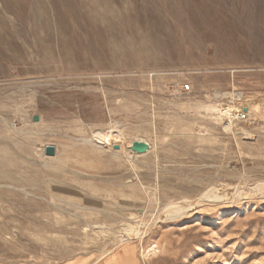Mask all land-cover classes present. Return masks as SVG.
I'll list each match as a JSON object with an SVG mask.
<instances>
[{
  "label": "rangeland",
  "instance_id": "374dc122",
  "mask_svg": "<svg viewBox=\"0 0 264 264\" xmlns=\"http://www.w3.org/2000/svg\"><path fill=\"white\" fill-rule=\"evenodd\" d=\"M27 8L74 12V23L19 40L29 55L8 50L16 59L2 62L0 155L12 163L0 166V223L28 257L18 264H264V0ZM245 102L258 108L224 131L218 111L246 113ZM116 125L124 149L96 142L95 130ZM136 138L146 152L129 149ZM139 212L141 239L120 248ZM149 244L158 247L147 257ZM62 249L74 252L52 262Z\"/></svg>",
  "mask_w": 264,
  "mask_h": 264
},
{
  "label": "bare ground",
  "instance_id": "6f19581e",
  "mask_svg": "<svg viewBox=\"0 0 264 264\" xmlns=\"http://www.w3.org/2000/svg\"><path fill=\"white\" fill-rule=\"evenodd\" d=\"M53 1V0H52ZM4 11L5 12H1L0 11V72L2 71V62H8L9 60H14L16 59L15 56L12 55H7L5 53L11 51V52H16L17 54H20L21 56H24V58H26L29 54H27V51L24 48H21L20 45L18 44L19 40H22L23 43H28L29 44V35L35 34L36 32H42L44 33L46 36H49L51 33L56 32L55 30H59L61 32H67L69 29H73L72 22L74 19V12H47L46 10L41 11V9H37L35 10V12H28V6L33 5V6H39L41 3V0H0ZM52 4L55 5V2ZM111 17V16H110ZM109 17V18H110ZM113 22V21H112ZM192 22V21H191ZM190 22V23H191ZM74 23V22H73ZM111 23V22H110ZM115 28V26H114ZM119 29V28H118ZM219 29V28H218ZM120 30V29H119ZM223 31V30H222ZM235 32V31H232ZM120 33V32H119ZM122 33V32H121ZM226 33V32H225ZM236 33V32H235ZM60 35V34H59ZM62 42H64V37L60 36ZM129 37V36H128ZM98 48V47H97ZM38 49V48H37ZM196 49V48H195ZM9 50V51H8ZM77 50V49H76ZM99 50V49H98ZM62 53L66 52L65 48L62 47L61 49ZM33 54V53H32ZM127 54V53H125ZM172 57V56H171ZM193 58V57H191ZM28 59V58H27ZM40 66V65H39ZM42 67V66H41ZM235 71V70H234ZM49 75V74H48ZM26 87V86H25ZM27 88V87H26ZM233 90V89H232ZM220 93V92H219ZM223 93V92H222ZM225 93V92H224ZM232 93V92H231ZM214 94V93H213ZM229 94V93H228ZM218 96V95H217ZM234 96V95H233ZM240 94L238 93V95L234 98H240ZM227 97V96H226ZM233 98V100H234ZM232 101V100H231ZM230 101V102H231ZM250 101V100H249ZM233 104V103H232ZM246 104V113L241 109V108H237L235 105H230L228 104V106L225 109H221L218 111V114L215 116L217 118V120L220 121L221 126L223 128L224 131L226 132H234L236 129L235 127L237 126V122L242 118V116L246 115V114H250L252 111L254 112V110L256 109V105L252 104L250 102H245ZM261 105V104H260ZM242 107V106H241ZM244 107V106H243ZM258 108V107H257ZM244 109V108H243ZM204 110V108H203ZM252 112V113H253ZM205 113V112H204ZM203 113V114H204ZM259 115V113H258ZM206 117V116H205ZM208 117V116H207ZM212 118V117H211ZM211 120V119H210ZM216 120V119H215ZM208 122V121H207ZM216 122V121H215ZM245 124V123H244ZM119 127V126H118ZM118 127L116 125L117 129H111L108 130L106 132H104L103 130H95L94 136L96 138V142L100 145L103 146H109V148H114L118 147V150H122L124 149V147L122 146V134L121 132L118 130ZM216 127V126H215ZM245 127V126H244ZM113 128V127H112ZM208 128V127H207ZM213 128V127H212ZM238 129V128H237ZM208 131V129H207ZM206 131V133H207ZM241 131V130H240ZM239 131V133H240ZM242 132V131H241ZM245 134V133H244ZM243 134V137H244ZM246 134L248 135L249 133L246 132ZM242 135V134H241ZM245 135V136H247ZM233 136V135H232ZM249 136V135H248ZM199 138V136H198ZM249 138V137H248ZM122 139V140H121ZM243 139V138H242ZM241 139V140H242ZM247 139V138H246ZM203 140V139H202ZM136 141L138 142H143L142 139L140 138H136ZM132 144V143H131ZM130 144V145H131ZM190 144V143H189ZM241 144V142H240ZM45 147V146H44ZM43 153H44V148L42 149ZM56 150V149H55ZM41 153V152H40ZM41 155V154H40ZM45 155V154H44ZM131 158V157H129ZM8 164L11 165V159L7 158L4 155H0V166L3 164ZM82 164V163H81ZM6 167V166H5ZM8 177V175H7ZM240 177V176H239ZM0 178H2V173L0 171ZM9 178V177H8ZM157 179V178H156ZM262 183V182H261ZM257 184V183H255ZM264 183H262V185H260V183H258L256 186L259 188L261 186H263ZM222 185V184H220ZM255 186V187H256ZM213 187V185H212ZM209 188L212 189L213 188ZM222 187V186H221ZM237 187V186H236ZM156 188V187H155ZM215 188V187H214ZM231 188V187H230ZM254 188V187H253ZM253 188L252 191H253ZM257 188V189H258ZM264 188V186H263ZM221 189V188H220ZM227 189V188H226ZM226 189L224 191H226ZM237 189V188H235ZM234 189V190H235ZM239 189V188H238ZM238 189L236 190V195L238 193ZM216 190V189H214ZM223 190V189H222ZM231 190V189H230ZM233 190V191H234ZM259 190V189H258ZM258 190H254V191H258ZM208 193L206 195L207 199L209 198H219L216 195H210L211 192L213 191H208L206 190ZM241 193H243L242 191H240ZM250 192V191H249ZM248 192V194H249ZM226 193V192H224ZM240 193V195H241ZM233 194V193H231ZM204 195V194H202ZM227 195V194H226ZM239 195V196H240ZM245 195V194H244ZM243 195V196H244ZM263 195V194H262ZM205 196H200L199 199ZM206 197L204 200H206ZM222 197V196H221ZM72 200V199H71ZM217 202V199H215ZM74 201V199H73ZM181 201V200H180ZM178 201V202H180ZM185 201V200H183ZM181 201V202H183ZM211 200H209V204ZM176 202V204L178 203ZM188 202V201H187ZM186 202V203H187ZM214 203V201H211ZM228 202V201H227ZM184 203V204H186ZM192 203V202H191ZM225 203V202H224ZM168 205V208H166L167 210L164 209V213L163 216H166V214H174L179 212L182 209L181 204H177V205ZM197 204V203H196ZM219 204V203H218ZM223 204V202H222ZM226 204V203H225ZM167 205V204H166ZM190 205V204H188ZM193 206L195 204H192ZM186 206V205H185ZM191 206V205H190ZM184 208V207H183ZM141 208H139L140 210ZM187 209V208H186ZM32 210V209H31ZM70 212V211H69ZM142 212V209H141ZM136 213L135 215L131 214V219L132 222H127L125 225H123L122 228H120V235H119V241L114 242V244H117V246L120 247V245H122V243L124 242H128L130 240H134L135 238H138L141 236V233H143L144 227H146V222H142L141 220V216L142 213ZM71 213V212H70ZM162 214V213H161ZM58 215V214H56ZM85 215V214H84ZM162 216V215H161ZM160 216V217H161ZM158 217V216H157ZM159 217V218H160ZM57 218V217H56ZM10 221V220H9ZM55 220H53L54 222ZM54 225V224H53ZM122 225V224H121ZM99 226V225H98ZM92 227V226H91ZM8 226H4V223H0V264H18L20 262L23 263H27V255L26 253L17 248V247H13V245H16L18 243V240H13L11 238L8 237L9 232H8ZM54 228V227H53ZM94 228V227H92ZM96 228V227H95ZM88 229V228H86ZM147 229V228H146ZM97 230V229H96ZM82 231V230H81ZM84 231V229H83ZM89 231V230H88ZM99 231V228H98ZM149 231V229H148ZM20 232L23 233V229L20 228ZM53 234V233H52ZM103 237L105 234H102ZM18 236V235H17ZM22 236V234H21ZM114 236V235H113ZM18 238V237H17ZM114 238V237H113ZM141 239V238H140ZM139 239V240H140ZM114 240V239H113ZM21 241V240H20ZM89 242V240H88ZM105 242V241H104ZM7 243H9L10 245L12 244V246H7ZM103 243V242H102ZM106 243V242H105ZM111 243V242H110ZM109 244V243H107ZM20 245V244H18ZM85 245V244H84ZM104 245V244H103ZM106 245V244H105ZM111 245V244H110ZM133 245V244H132ZM158 245V244H157ZM17 246V245H16ZM107 246V245H106ZM20 247V246H19ZM105 247V246H104ZM112 247V246H111ZM114 247V246H113ZM116 247V246H115ZM114 247V248H115ZM158 246H153L152 244H149L146 250V252H142V254L144 256L149 255L150 253H154L157 250ZM86 248V247H85ZM113 248V249H114ZM121 248V247H120ZM141 248V247H140ZM139 248V249H140ZM84 249V248H83ZM104 249V248H102ZM108 250V249H107ZM77 251V250H76ZM110 251V250H109ZM136 251V250H135ZM35 252V251H34ZM73 250H66V249H62L60 254H55V255H50L49 258L50 260L53 262L55 259L59 258L61 259L66 258L71 256V254H73ZM99 252V251H98ZM103 252V251H102ZM79 253V252H78ZM82 253V252H81ZM106 253V252H104ZM103 253V254H104ZM108 253V252H107ZM35 254V253H34ZM102 254V253H101ZM100 254V255H101ZM102 254V255H103ZM170 254V253H169ZM40 255V254H39ZM90 255V254H89ZM106 255V254H104ZM103 255V257H104ZM141 255V254H140ZM152 255V254H151ZM46 256V255H45ZM77 257V256H76ZM148 257V256H147ZM146 257V258H147ZM36 258V257H35ZM78 258V257H77ZM96 258V257H95ZM107 258V257H105ZM145 258V259H146ZM34 259V258H33ZM81 259V258H80ZM108 259V258H107ZM106 259V260H107ZM123 259V258H122ZM37 260V259H36ZM40 260V259H39ZM74 260V259H73ZM99 260V259H98ZM104 260V258H103ZM112 260V259H111ZM125 259H123L124 262ZM34 261V260H33ZM44 261V260H42ZM90 261V260H89ZM97 261V258L95 260ZM94 261V262H95ZM66 262V261H65ZM95 262V263H96ZM138 262V261H137ZM34 263H36V261H34ZM43 263V262H42ZM109 263V262H108ZM112 263V261H111ZM118 263V262H117ZM126 263V262H124ZM57 264V263H56ZM59 264V263H58ZM83 264H89L87 262H84ZM94 264V263H93ZM97 264H101V262L99 261V263ZM139 264V263H138Z\"/></svg>",
  "mask_w": 264,
  "mask_h": 264
},
{
  "label": "water",
  "instance_id": "95a60500",
  "mask_svg": "<svg viewBox=\"0 0 264 264\" xmlns=\"http://www.w3.org/2000/svg\"><path fill=\"white\" fill-rule=\"evenodd\" d=\"M33 120L34 121H37L38 120V117L37 116H34L33 117ZM117 149V147H115ZM149 146L148 144H146L145 142H138V141H135L133 142L130 146H129V149L138 153V154H141V153H144L148 150ZM44 154L46 156H54L55 154V147L52 146V145H46L44 147Z\"/></svg>",
  "mask_w": 264,
  "mask_h": 264
}]
</instances>
